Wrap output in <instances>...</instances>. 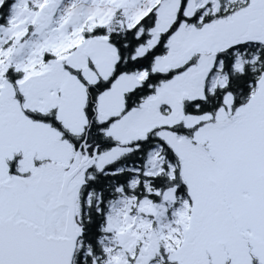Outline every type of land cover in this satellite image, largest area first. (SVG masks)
I'll use <instances>...</instances> for the list:
<instances>
[{
	"label": "snow or ice",
	"instance_id": "snow-or-ice-1",
	"mask_svg": "<svg viewBox=\"0 0 264 264\" xmlns=\"http://www.w3.org/2000/svg\"><path fill=\"white\" fill-rule=\"evenodd\" d=\"M0 264H264V0H0Z\"/></svg>",
	"mask_w": 264,
	"mask_h": 264
}]
</instances>
